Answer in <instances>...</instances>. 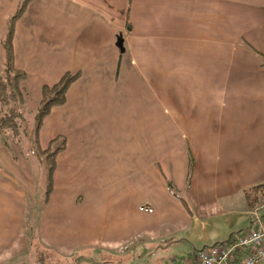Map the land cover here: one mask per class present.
I'll use <instances>...</instances> for the list:
<instances>
[{"label":"crops","instance_id":"1","mask_svg":"<svg viewBox=\"0 0 264 264\" xmlns=\"http://www.w3.org/2000/svg\"><path fill=\"white\" fill-rule=\"evenodd\" d=\"M20 1L0 0V39ZM13 51L29 114L44 85L79 78L39 131L41 150L65 148L36 236L43 162L0 142V264L35 243L65 264H186L264 221L243 197L264 185V0H30Z\"/></svg>","mask_w":264,"mask_h":264},{"label":"trees","instance_id":"2","mask_svg":"<svg viewBox=\"0 0 264 264\" xmlns=\"http://www.w3.org/2000/svg\"><path fill=\"white\" fill-rule=\"evenodd\" d=\"M29 2L30 0L20 1L15 12L8 18L5 33L0 39L5 55L0 70V142L6 132H9L15 138L20 137L22 134L30 142V148L34 150L36 155L41 160L43 158L42 161L47 166V186L42 204L46 205L53 191L56 156L60 151L64 150L65 139L62 136H58L49 143V146L45 150H41L39 146V131L50 111L54 107L61 106L66 102L67 92L70 86L79 78V72H66L56 84L50 86L44 85L41 88V98L34 110V124L28 130V127L24 126L28 112L26 111V94L24 88H22V84L26 80V74L14 67L13 38L15 25L25 13ZM260 57L263 62L262 66H264V57ZM168 188L173 195L179 197L174 193L171 184H169ZM243 197L250 211L260 208L264 205V185L252 186L244 190ZM179 198L186 205L184 199ZM232 236L221 243H229L233 238ZM33 238L35 237H31V239ZM33 247L37 249V244L32 245V249ZM35 253L38 263L44 264L46 260L44 252L37 249Z\"/></svg>","mask_w":264,"mask_h":264},{"label":"built area","instance_id":"3","mask_svg":"<svg viewBox=\"0 0 264 264\" xmlns=\"http://www.w3.org/2000/svg\"><path fill=\"white\" fill-rule=\"evenodd\" d=\"M263 222L257 211L252 212L249 228L237 238L195 250L186 264H264Z\"/></svg>","mask_w":264,"mask_h":264},{"label":"rangeland","instance_id":"4","mask_svg":"<svg viewBox=\"0 0 264 264\" xmlns=\"http://www.w3.org/2000/svg\"><path fill=\"white\" fill-rule=\"evenodd\" d=\"M3 65V64H2ZM1 68H2V66H1ZM1 70V69H0ZM26 111L28 112V108L26 107ZM25 122H26V124L24 125L25 127H28V130H30L31 128H32V126H33V124H34V112H32V113H28L27 115H26V118H25ZM8 137H10L11 138V135H10V133H8V135H7ZM19 139H23V141L24 140H26L24 137H23V135L21 134L20 135V137H19ZM28 143H29V147H30V142L28 141V140H26ZM42 160H43V158H42ZM43 163V189H42V193H39V191L40 190H38V195H37V198L39 197V199H40V196L42 195V197L41 198H43V194H44V191H45V189H46V186H47V166H46V164H45V162L44 161H42ZM36 166V168H35V170H38V173H39V169H38V165H36V164H34L33 165V168ZM171 172H172V170H171ZM38 173H37V171H36V175H38ZM40 175V174H39ZM45 176H46V179H45ZM37 179V178H36ZM168 186H169V184H168ZM174 191V193H176V194H178V192H177V189L176 190H173ZM36 205V204H35ZM38 206H39V209H36L35 211L33 210V207H35V206H33V205H30V207H29V210L27 211V214H26V218H27V220H28V222H27V229H28V232H30V235H32V236H36V230L34 229L35 228V224L38 222V220H39V218L41 217L40 216V213H39V210H40V207H41V209H43L44 208V205H42V203H41V201L38 203ZM260 213L261 214H264V208H263V210H261L260 211ZM36 219H37V222H36ZM264 223V222H263ZM243 230L244 229H246V228H242ZM35 231V232H34ZM35 234H34V233ZM239 232L240 231H238V232H235V233H233V236H235L236 238L238 237V235H239ZM210 242H208L207 240H205V245L206 246H209V245H213V244H216V243H221L223 240H219V241H216V242H213V241H211V240H209ZM37 249L39 250V251H41V252H44V255L46 256V260H45V262H44V264H65L64 262H59L57 259H55L53 256H52V254L49 252V251H47L45 248H43V247H40V246H38L37 245ZM37 249H35L34 248V250H32V251H30V253L28 254V255H26L23 259H18V260H15V262H17V264H40V263H38V259H37V257H36V250ZM197 249H200V248H197ZM33 251H34V253H33ZM48 254V255H47ZM36 258V259H35ZM98 262H99V264H117V262L116 261H108V260H103V259H101V260H97ZM138 258H137V260L135 261V263L133 262V260H131V264H138ZM59 262V263H58ZM127 263V262H126ZM129 264V263H128Z\"/></svg>","mask_w":264,"mask_h":264}]
</instances>
